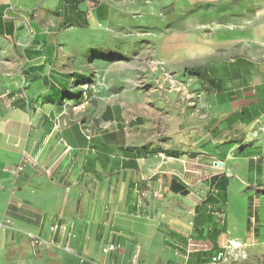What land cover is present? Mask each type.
Masks as SVG:
<instances>
[{
    "label": "crops",
    "instance_id": "obj_1",
    "mask_svg": "<svg viewBox=\"0 0 264 264\" xmlns=\"http://www.w3.org/2000/svg\"><path fill=\"white\" fill-rule=\"evenodd\" d=\"M182 1L184 48L215 50L203 103L134 120L94 87L71 109L90 80L72 36L163 24L176 0H0V264H264V0Z\"/></svg>",
    "mask_w": 264,
    "mask_h": 264
},
{
    "label": "rangeland",
    "instance_id": "obj_2",
    "mask_svg": "<svg viewBox=\"0 0 264 264\" xmlns=\"http://www.w3.org/2000/svg\"><path fill=\"white\" fill-rule=\"evenodd\" d=\"M183 6H186L184 1L176 0L171 12L160 16L167 20L163 24L144 16L142 26L131 21L125 33L112 31L104 36L102 32L93 34L84 30L74 34L72 40L77 45L79 62L69 65L90 75L88 92L95 88L109 95L107 103L123 105L127 119L135 120L140 115L149 117L152 106L187 105L194 111L197 104L203 103L202 93L208 85L199 84L186 74V70L211 68L209 63H215V50L213 46L202 49V52L198 48L190 52L184 48L186 30L183 20L186 17L183 16ZM207 39L206 44H212L213 34L209 33ZM248 50L254 52L256 62L264 60V39ZM111 55L114 59L120 57L122 61L104 60ZM71 109L76 111L73 107ZM254 131L252 139L264 134L263 131L258 132L259 129ZM261 141L262 148L264 139ZM258 179L263 180L262 177ZM238 180L242 183L249 179L243 177Z\"/></svg>",
    "mask_w": 264,
    "mask_h": 264
},
{
    "label": "built area",
    "instance_id": "obj_3",
    "mask_svg": "<svg viewBox=\"0 0 264 264\" xmlns=\"http://www.w3.org/2000/svg\"><path fill=\"white\" fill-rule=\"evenodd\" d=\"M100 0H86V2L91 5V6H95L96 4L99 3ZM81 90L84 91V99H86L87 101V92L89 90V85L88 84H84L82 86H80ZM86 101L84 102H81L77 105H74L73 106V109L74 110H83L85 109L86 107ZM109 125H107L106 127H104L105 129L108 128ZM87 138L88 139H91V137L89 135H87ZM28 164H32L33 166H36L37 165V162L36 160L30 158L28 155L26 154H23L22 156V159H21V162L19 163V165L16 167L15 169V174L16 175H19L20 173L23 172V170L25 169V167L28 165ZM148 195V192L147 191H141L139 192V196H140V201H139V204L142 203L143 199H145ZM10 223L9 220L3 218L0 220V228H3L4 226L8 225ZM57 226H53L51 228V231L52 232H55L57 230ZM68 236H72L71 233H68ZM29 237L31 238V241H32V244L34 245H41L45 242V240L39 236H35L33 234H29ZM231 246H236V243H231ZM119 246L118 245H115V244H108L106 247L103 248V253H105L106 255L107 254H110L111 252H113L114 250L118 249ZM68 250V248H66ZM214 261H217V258H214Z\"/></svg>",
    "mask_w": 264,
    "mask_h": 264
},
{
    "label": "trees",
    "instance_id": "obj_4",
    "mask_svg": "<svg viewBox=\"0 0 264 264\" xmlns=\"http://www.w3.org/2000/svg\"><path fill=\"white\" fill-rule=\"evenodd\" d=\"M115 57H112V55L111 56H109V57H106L105 59L106 60H108V61H112L113 59H114ZM121 58L120 57H118V58H116V59H114V61H116V60H120ZM209 71H210V68H194V69H187L186 70V74L189 76V77H192V78H195V79H197L199 82H204V81H206V80H208V78H209ZM72 83H73V86L74 87H76L77 86V88H80V86H82V85H84V84H89L90 83V80L89 79H74L73 81H72ZM64 88V87H63ZM61 92L62 93H66L65 92V90L64 89H61ZM84 91L83 90H79V92H71L70 91V93H68V95H73V96H77V101L79 102V103H81L82 101H80V95H82L83 96V98H84ZM79 96V97H78ZM78 103V104H79ZM77 105V104H76ZM170 156H172V157H176V156H179L180 154L179 153H176V152H169L168 153Z\"/></svg>",
    "mask_w": 264,
    "mask_h": 264
},
{
    "label": "water",
    "instance_id": "obj_5",
    "mask_svg": "<svg viewBox=\"0 0 264 264\" xmlns=\"http://www.w3.org/2000/svg\"><path fill=\"white\" fill-rule=\"evenodd\" d=\"M219 165H220V166H222V165H223V163H222V162H220V163H219Z\"/></svg>",
    "mask_w": 264,
    "mask_h": 264
}]
</instances>
